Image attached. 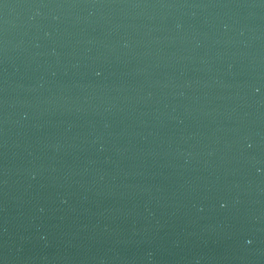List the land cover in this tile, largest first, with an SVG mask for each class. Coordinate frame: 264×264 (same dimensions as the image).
<instances>
[{
	"label": "water",
	"instance_id": "1",
	"mask_svg": "<svg viewBox=\"0 0 264 264\" xmlns=\"http://www.w3.org/2000/svg\"><path fill=\"white\" fill-rule=\"evenodd\" d=\"M0 264H264V0H0Z\"/></svg>",
	"mask_w": 264,
	"mask_h": 264
}]
</instances>
